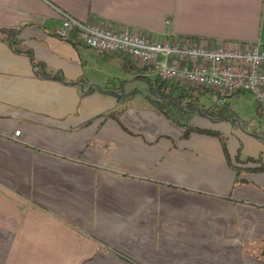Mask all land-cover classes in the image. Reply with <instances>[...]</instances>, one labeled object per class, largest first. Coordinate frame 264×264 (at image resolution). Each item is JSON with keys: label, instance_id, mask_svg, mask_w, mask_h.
Segmentation results:
<instances>
[{"label": "crops", "instance_id": "obj_1", "mask_svg": "<svg viewBox=\"0 0 264 264\" xmlns=\"http://www.w3.org/2000/svg\"><path fill=\"white\" fill-rule=\"evenodd\" d=\"M58 11L157 41L264 44L259 0H0V264H264V172L242 171L264 166V143L198 113L193 127L236 138L228 161L221 139L184 137L159 95L194 88L58 38Z\"/></svg>", "mask_w": 264, "mask_h": 264}, {"label": "built area", "instance_id": "obj_2", "mask_svg": "<svg viewBox=\"0 0 264 264\" xmlns=\"http://www.w3.org/2000/svg\"><path fill=\"white\" fill-rule=\"evenodd\" d=\"M55 35L73 39L107 55L129 57L154 71L164 82L186 88H204L219 95L248 93L264 109V44H191L166 39L157 41L137 29H111L103 22L85 23L58 11Z\"/></svg>", "mask_w": 264, "mask_h": 264}, {"label": "rangeland", "instance_id": "obj_3", "mask_svg": "<svg viewBox=\"0 0 264 264\" xmlns=\"http://www.w3.org/2000/svg\"><path fill=\"white\" fill-rule=\"evenodd\" d=\"M262 1L264 3V0H259L260 4H262ZM261 38L263 40V34L261 35ZM237 44H251V43H237ZM237 44L230 43L229 46L231 48H234L235 45ZM168 85L171 84L168 83ZM197 89H203V91L205 90L204 88H197ZM200 102L206 107H212L213 110L224 111V113L226 114V118H231L233 123H235L236 125V130H238L239 131L238 133L243 135L244 138L253 137L254 139L260 141L261 143H264V109L257 106L253 102L252 96L250 94L244 92H238L231 96H227L224 94H221L220 96L216 92L205 90L203 95H201L200 97ZM169 111L174 113L173 116L176 119V123L179 122L178 123L179 125L180 124L183 125L179 127H182L184 129V127L194 126L193 119L196 118V115H193L192 117H190V119L187 120L185 115L183 118L181 117L182 115L179 117L177 112H174L176 110L172 109ZM171 122L175 124V122L173 121ZM237 138L240 139V137ZM223 139H225L226 141L227 140L235 141L236 138L230 135V133L229 134L223 133ZM242 142L244 143L245 141ZM244 147H245V143H244Z\"/></svg>", "mask_w": 264, "mask_h": 264}, {"label": "trees", "instance_id": "obj_4", "mask_svg": "<svg viewBox=\"0 0 264 264\" xmlns=\"http://www.w3.org/2000/svg\"><path fill=\"white\" fill-rule=\"evenodd\" d=\"M165 88H167V87L165 86L164 82H162L160 85L158 84V90H160L161 92L163 90H165ZM176 89L179 92L177 93V96H175V97H172L171 94H164V93H163L164 95L163 94L159 95V98L162 99V104H159V106L157 107V109L166 118L170 119L171 121L176 123V119L173 116L174 113L169 111L172 109L176 110L174 112H177L179 117L182 115L181 117L183 118L185 115L187 120L190 119V117L192 115H196L197 113L201 114L204 117L211 118L214 120H219V119L221 120V119L226 117V114L224 113V111L213 110L212 107L203 108V106L200 103V99H199V96L203 95V93L205 92V91H203V89L194 88L192 90H195V91H192L191 94L187 93L185 88H183V89L176 88ZM150 91H151V93H153L152 89ZM155 95H157V94H155ZM184 121H185V118H184ZM178 123L179 122H177L176 124H178ZM179 126H183V125L180 124ZM191 133L205 134L208 136H213V137H217V138L221 139L222 146H223V153L225 154L226 159L228 161V153H227L226 146L224 143L225 139H223L222 134L215 132V131H211V130L198 129V128H195L193 126L184 127V134H183L184 137H187ZM239 156L240 155H237L235 157L236 161L240 160ZM258 159L254 160V159H250L248 157L244 158L242 160V162L244 164H247L248 162L251 161V162H257L260 166L256 169H253V170H251L250 168H243L242 171L247 172V173H249V172H264V166L260 164V161ZM235 172L237 175L240 174V171L237 170L236 168H235Z\"/></svg>", "mask_w": 264, "mask_h": 264}]
</instances>
